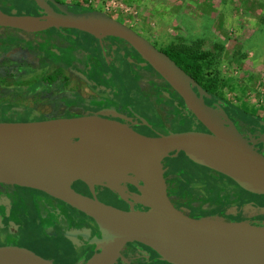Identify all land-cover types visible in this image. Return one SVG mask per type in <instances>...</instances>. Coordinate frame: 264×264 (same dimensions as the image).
I'll use <instances>...</instances> for the list:
<instances>
[{
  "label": "water",
  "instance_id": "1",
  "mask_svg": "<svg viewBox=\"0 0 264 264\" xmlns=\"http://www.w3.org/2000/svg\"><path fill=\"white\" fill-rule=\"evenodd\" d=\"M33 1L44 15L0 10V26L31 33L68 28L122 39L169 84L206 131L145 136L94 116L0 122V183L43 192L91 218L101 237L93 241L99 252L85 264H115L132 242L149 247L169 264H264V223L184 214L167 196L160 163L182 152L243 191L264 195V153L240 134L219 104L205 103L203 89L191 76L126 24L95 9L74 12L49 0L57 12L45 0ZM80 183L90 195L76 187ZM120 183L137 187L139 194L132 199L148 209L121 210L94 193L95 186H102L123 195ZM0 264L54 263L27 248L4 245Z\"/></svg>",
  "mask_w": 264,
  "mask_h": 264
},
{
  "label": "flooded vegetation",
  "instance_id": "2",
  "mask_svg": "<svg viewBox=\"0 0 264 264\" xmlns=\"http://www.w3.org/2000/svg\"><path fill=\"white\" fill-rule=\"evenodd\" d=\"M12 1L0 0V10L15 15H44L33 0H15L13 4ZM45 1L51 9L59 11L49 0ZM54 1L67 10L69 6H74L60 0ZM131 29L175 63L179 60L173 46H183L184 43H179L178 38H168L163 43V35L160 33L142 31L144 28ZM64 31L65 34H62ZM200 41L193 38L189 47L202 48L203 42ZM201 50L212 55V49L203 47ZM124 68H129V71L126 72ZM114 69L122 71L108 72ZM115 75L130 77L131 86L128 85V88L137 91L142 101L140 107H147L146 114L144 110L129 109L128 104L121 102V90L112 84L113 80H118ZM126 90L123 88V91ZM171 90L174 91L128 43L117 37H96L68 28H51L31 33L0 26V107H5L10 117L46 120L94 116L120 122L145 136H157L171 131L170 125L184 115H189L184 107L178 106L180 99ZM171 102L184 111L177 109L171 112ZM205 103L211 107L219 104L240 134L250 142L245 124L229 115L225 104L223 106L221 101L209 102L208 99H205ZM147 114L153 115L157 126H149L151 122L144 124V116ZM173 115H177V119ZM200 127V131H206L202 125ZM167 157L160 163L171 203L192 218L202 217L198 215L199 212L176 203L170 194V176H164ZM215 176L221 179L217 201L210 204L207 200L203 203L207 205L205 208L203 204L193 205L194 208L217 210V215L226 221L264 223V206H259L253 200L237 201L239 197L225 183L237 186L227 177H220L218 173ZM118 186L123 195L102 186H95L94 193L100 201L121 210L148 209L147 205L132 199L139 194L137 187L127 183ZM78 189L90 195V191L87 193L84 189ZM202 189L206 194L208 190ZM102 191H109L113 195L111 200L103 199ZM100 237L95 222L66 203L37 190L0 183V246L24 247L54 264H85L99 252L93 241ZM125 253L127 260L124 264H169L149 247L137 242L127 244L115 264L123 259Z\"/></svg>",
  "mask_w": 264,
  "mask_h": 264
},
{
  "label": "rangeland",
  "instance_id": "3",
  "mask_svg": "<svg viewBox=\"0 0 264 264\" xmlns=\"http://www.w3.org/2000/svg\"><path fill=\"white\" fill-rule=\"evenodd\" d=\"M68 4L69 10L77 11L81 8H91L102 11L107 15L123 22L130 28H144L142 31H152L163 35V43L168 38L184 43L189 47L193 38L203 42L205 49H212V65L203 72L207 79L218 76V94L229 103L240 106L241 110L250 115H257L264 119V0H60ZM11 2V1H10ZM15 2V0L12 1ZM141 30V29H140ZM56 32V31H55ZM61 33V32H58ZM65 34V31L62 33ZM178 41V40H177ZM182 45V44H181ZM179 46V44H178ZM42 48V47H41ZM119 69V68H118ZM108 70L120 73L122 70ZM126 72L129 68H124ZM113 80L112 84L121 90L122 103L143 111L146 114L147 107H140L142 102L137 91L128 88L130 77H120ZM126 88V91H123ZM131 93V94H129ZM1 109V107H0ZM132 111V110H131ZM7 110L1 109L0 122H30L39 121L40 118H24V116L10 117ZM241 116L250 117L248 115ZM177 119V115H173ZM256 123L258 119L251 117ZM144 124L151 122L149 126H157L156 119L150 114L144 116ZM149 124V123H148ZM172 132L200 131V125L189 114L178 119L169 127ZM264 128V127H263ZM262 130V129H261ZM258 132V131H257ZM264 133V129L262 132ZM251 136V137H250ZM255 132L248 137L253 144L259 143ZM169 175L173 171H180L179 177L185 181H197L203 184L199 178V171L186 160L180 153L172 154L165 159ZM223 181L225 180L222 178ZM221 180V179H220ZM226 181V180H225ZM205 190L198 188L200 195L182 193L183 196L217 201L218 188L209 183ZM196 183V182H195ZM224 183V182H223ZM231 187L234 194L239 197L237 201H255L259 206H264V196L258 197L238 189L234 185L225 183ZM113 195L109 191H102L103 199L111 200ZM236 201V202H237ZM233 203V202H232ZM193 205L200 206L202 202L196 201ZM204 208L207 206L203 204ZM264 208V207H263ZM209 214L202 218L221 219L216 212L208 209ZM226 212V211H224ZM228 213V212H227ZM222 216V215H221ZM223 220V219H222ZM127 253L116 264H124Z\"/></svg>",
  "mask_w": 264,
  "mask_h": 264
},
{
  "label": "trees",
  "instance_id": "4",
  "mask_svg": "<svg viewBox=\"0 0 264 264\" xmlns=\"http://www.w3.org/2000/svg\"><path fill=\"white\" fill-rule=\"evenodd\" d=\"M74 6H76V5H74ZM79 8H80V10H78V11L91 10V8H85L84 9V8H81L80 6H79ZM200 42H202V41H200ZM202 48H201V46H198V49H195L193 47H186V46L184 47V46H178V45L173 46V50L176 54V57L179 58V60H176V64L180 65V67H182V69L185 71V73H187L189 76H191L201 86V88L203 89V92H204L205 99H208L209 102L221 101V104L223 106L225 104L226 108L229 109V112H227L228 114L230 113L231 116L235 117L237 120H239V121L243 122V124H245V128H246L247 132H249V134L251 131L252 134L255 132L256 135H259L258 137H253V138H257L259 140V143H257V145L254 144L253 146L255 149L264 153V133H260L264 129L263 128L264 127V119L258 117L257 115H250L249 113H247V111L241 110L240 106H238L236 104L229 103L228 101L227 102L223 101L225 99L223 97H220V95L218 94V91H217V89H218L217 83H219V80H217V79L219 77L215 76L214 79H207L206 77H204L205 76L203 74L204 70L212 65V63H211V60H212L211 56L212 55L209 56V53L207 51L201 50ZM175 59L176 58H174V60ZM172 92L180 99V104H178V106L184 107V110H186L194 118V116L185 107L182 99L177 95V93L175 91H172ZM171 106L173 108V110H171V112H175L177 109L184 111L181 108H177L178 106L176 107L172 102H171ZM1 108L5 109V107H3V106ZM240 112L243 113V115H248L250 117L241 116ZM251 117L258 119L256 121V123L253 122L254 120H252ZM194 120L198 124H200L195 118H194ZM179 153L186 157L187 162H189L195 168V170L201 172L199 175L200 176L199 178H201V177L204 178V180H201V182L204 184L202 187V185L199 184L197 181H195L196 183L193 181H191V182L185 181L184 179L179 177L178 173L180 171H178V172L173 171L174 173L171 172V175H169L168 171H166L167 164H165L164 176L165 177L170 176V178H168L169 179L168 180L169 192L171 195H173V197L175 198L174 199L175 202L178 203L179 205L186 206L193 211L195 210V211L199 212L198 215H202V217L206 216V214H209L208 212H211V211L202 210L199 208H194L193 203L196 200H200L203 204L207 200H203V199H199V198L195 199V198H192L189 196H183L182 193H184V192L185 193H191L194 195H198V197H199V195H200L199 191L200 190L198 188L207 187V189H208L209 186L206 185V183H208V181H211V182H209L212 184L210 186H214V187L218 188L221 184V180L215 178L216 177L215 174H217L216 172L197 164L193 160L189 159L184 153H182V152H179ZM172 154H174V153H172ZM220 177L226 178L225 176H223L221 174H220ZM226 179H228V178H226ZM76 187L80 188V189H84L85 192L89 193L88 187L83 183L76 184ZM254 196L261 197L264 195H254ZM217 198H218V196H217ZM213 212H215L214 209H212V213ZM200 217L201 216H199V218Z\"/></svg>",
  "mask_w": 264,
  "mask_h": 264
},
{
  "label": "bare ground",
  "instance_id": "5",
  "mask_svg": "<svg viewBox=\"0 0 264 264\" xmlns=\"http://www.w3.org/2000/svg\"><path fill=\"white\" fill-rule=\"evenodd\" d=\"M95 262V260H92V263H94Z\"/></svg>",
  "mask_w": 264,
  "mask_h": 264
}]
</instances>
